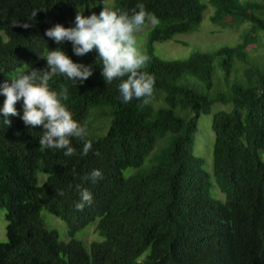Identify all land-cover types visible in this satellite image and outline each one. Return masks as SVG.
<instances>
[{"label":"trees","instance_id":"16d2710c","mask_svg":"<svg viewBox=\"0 0 264 264\" xmlns=\"http://www.w3.org/2000/svg\"><path fill=\"white\" fill-rule=\"evenodd\" d=\"M101 1L0 0V85L11 83L10 76L25 64L26 72L46 69L38 55L57 48L93 69L83 84L63 75L49 82L57 92L61 85L68 88L64 103L87 126L92 142L86 156L75 138L77 154L71 157L41 149L43 129L25 125L22 100L15 105L18 115L8 117L10 126L0 113V208L7 222L0 264H264V160L259 154L264 151V59L257 62L250 53L264 35V0H208L213 23H248V28L233 46L175 60L157 57L152 43L195 30L205 1L115 0L110 8L130 14L143 3L157 21L144 69L155 77L154 93L142 108L140 100L122 102L120 80L106 84L95 50L76 56L71 42L57 44L45 35L56 24L75 27L77 12L99 14ZM215 56L221 57L226 80L237 60L242 82L210 93ZM4 99L0 94V109ZM156 100L158 105L152 103ZM216 102L232 105L214 113L211 122L212 175L224 201L211 195L210 175L192 152L196 117ZM127 168L134 171L126 175ZM93 170L103 179L85 180ZM77 185L92 193L83 211L74 207ZM43 209L65 221L71 237L98 219L103 240L88 248L74 238L59 240L45 226Z\"/></svg>","mask_w":264,"mask_h":264},{"label":"clouds","instance_id":"9594fccd","mask_svg":"<svg viewBox=\"0 0 264 264\" xmlns=\"http://www.w3.org/2000/svg\"><path fill=\"white\" fill-rule=\"evenodd\" d=\"M136 9L138 10H133L130 14L105 4L99 14L93 12L84 16L77 12L75 27L65 28L56 24L47 29L45 35L57 44L71 42L76 56H83L95 50L102 62L101 75L106 84L120 80L118 90L122 102L140 100L138 107L142 108L149 104L153 96L155 77L144 70L150 57L141 51L137 34L144 29L146 23L155 25L157 21L145 10L143 3H137ZM37 11L32 13L34 18ZM13 26L28 29L32 24L14 22ZM38 56L46 60V69L31 68L26 72L17 68V74L10 76L11 83L4 82L0 85V94L5 97L0 109L3 123L11 125L8 117L18 115L15 105L22 100L21 118L25 125L32 128L41 126L43 129L39 139L41 149L63 150L66 157H71L77 154L72 146V139L75 138L83 144L80 155L86 156L92 149L87 126L78 123L64 103L69 98L68 88L61 85L60 91L57 92L50 88L49 82L54 76L63 75L75 83L78 81L83 84L92 76L93 69L74 62L59 48ZM95 154L99 155L98 152ZM84 179L96 183L103 179V175L100 170H93ZM76 189L79 201L74 207L77 211H83L86 206L91 205L92 193L80 185H77ZM64 194V191L58 193L61 196Z\"/></svg>","mask_w":264,"mask_h":264},{"label":"rangeland","instance_id":"374dc122","mask_svg":"<svg viewBox=\"0 0 264 264\" xmlns=\"http://www.w3.org/2000/svg\"><path fill=\"white\" fill-rule=\"evenodd\" d=\"M206 3V9L203 12V17L198 27L190 32L179 33L172 38L165 41H154L152 43L154 53L157 57L165 60L186 59L191 53L195 51H201L206 53H212L218 48L223 46H233L240 41V35L248 28V23L240 25L222 26L217 25L211 21L213 14V8L209 4L208 0H204ZM115 0H102L101 5L105 4L109 7L113 6ZM154 25L150 22L146 23L144 29L137 34L138 45L141 51L147 55V45L149 43V33ZM261 34V32H258ZM251 56L257 62L264 59V35L261 36L258 45H256L251 51ZM220 56L213 58V86L210 93L215 90H226L228 84L233 81L242 82L237 75L236 64L237 60H234L232 72L229 75L228 80L224 78V71L220 66ZM26 64L21 68H25ZM16 75L14 72L12 74ZM190 79L194 80V78ZM181 80L180 82H183ZM205 91V89H202ZM154 105L160 103L159 100L152 101ZM232 105L230 103L222 104L219 102L213 103L210 107L209 113H201L196 117V131L193 136V149L192 152L195 156L202 159V168L210 175V193L211 195L224 201L225 196L219 190L217 184L213 179V165H212V144L214 140V132L211 128L212 116L217 111H230ZM260 157L264 160V151H261ZM134 168H127L124 173L127 175L132 173ZM41 217L45 223V226L49 229H54L58 233L59 240L68 241L70 238L81 241L87 248L92 242H99L103 240V237L96 230V224L98 219L88 223L85 227L77 229L74 232L73 237L70 236L68 226L59 217H56L46 210H41ZM6 219L5 210L0 208V242L7 240L6 237Z\"/></svg>","mask_w":264,"mask_h":264}]
</instances>
